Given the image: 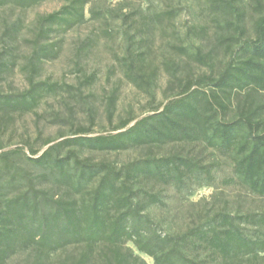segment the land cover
Segmentation results:
<instances>
[{
  "label": "trees",
  "instance_id": "16d2710c",
  "mask_svg": "<svg viewBox=\"0 0 264 264\" xmlns=\"http://www.w3.org/2000/svg\"><path fill=\"white\" fill-rule=\"evenodd\" d=\"M49 1L0 0V9L25 11ZM144 1H156L162 8L150 12L129 10L124 2L111 7L107 0H62L59 10L38 16L26 41L31 52L22 66L28 88L0 90V129L16 116L35 113L47 95L58 91H75L73 95L84 99L82 87L93 85L96 75L85 76L78 88L38 77L43 65L60 54L54 35L88 22L105 26L102 34L111 38L114 31L108 27L120 22L126 42L120 59L124 78L153 99L160 67L149 57V35L197 6L210 22L189 26L186 35L208 45L183 42L174 49L211 73L194 76L189 63L166 60L167 102L151 115L121 119L110 133L93 135L96 111L88 107V126L78 125L38 150L30 146L28 155L23 148L1 146L0 264L23 252L35 256L32 264H48L54 254L71 249L77 252L59 264H92L96 257L103 264H147L129 243L154 264H264V210L244 214L222 209L185 232L164 233L149 213L163 203L161 196L148 187L213 180V165L203 160L152 152L187 143L226 157L233 177L225 183L264 200V0ZM22 26H9L6 35L15 41ZM92 43L89 39L85 47ZM13 50L10 45L0 54V82L16 66ZM220 58L227 61L215 72ZM118 100L117 90L106 98L110 125ZM62 121L55 117V123ZM130 149L149 153L121 167L81 155Z\"/></svg>",
  "mask_w": 264,
  "mask_h": 264
},
{
  "label": "rangeland",
  "instance_id": "374dc122",
  "mask_svg": "<svg viewBox=\"0 0 264 264\" xmlns=\"http://www.w3.org/2000/svg\"><path fill=\"white\" fill-rule=\"evenodd\" d=\"M122 2L129 5V10L142 8L151 12L162 8L156 1L150 4L144 0H107L111 7ZM62 4V0H51L25 11L13 7L0 9V54L11 45L14 49V57L11 60L16 63L13 72L5 74L0 82L2 92L16 93L28 88V80L22 71V66L31 52L26 41L32 38V28L37 17L59 10ZM207 14L205 10L195 6L193 10L183 11L174 23L158 28L149 35L148 43L151 48L149 57L155 65L160 67L153 99L124 78L120 59L125 53L126 42L121 34L122 27L119 21H113L108 27L114 31L112 38L102 34L105 26L97 22H88L66 34H55L53 40L60 41V54L56 60L43 65L38 80L65 83L76 88L83 83L85 76L96 75L97 80L91 86L82 87L84 99L73 95L75 91L61 90L56 94L47 95L35 113L16 116L12 124L4 130L0 129V147H6L5 150L23 148L28 155L30 146L38 150L47 140H56L62 135H69L78 125L88 126L90 124L88 107L96 111L93 135L110 133L113 126L117 125L121 119L133 117L139 120L151 115L154 109L167 102L165 89L168 76L162 67L164 61L189 63L194 76L211 73L208 67L188 61L174 49V46L183 42L186 44L193 42L198 46L208 45L207 41H200L194 36L186 35L189 26L208 24L210 18ZM88 18L89 15H87ZM14 24L23 26L17 39L12 41L6 32L7 28ZM89 39H92L93 43L86 48L85 45ZM226 61L220 58L214 71H219ZM113 90L118 91L119 100L113 124L110 125L105 108L106 98ZM57 116L63 121L55 123ZM152 152L157 156L182 154L213 165L212 181L202 177L193 178L184 187L160 183H152L148 186L161 196L163 203L152 207L149 213L164 233L185 232L201 224L207 215H213L222 209L244 214L264 210V200L237 184L225 183V180L233 177V168L228 159L219 153L212 150L206 151L201 145L187 143L168 144ZM148 153L149 150L145 149H130L118 153L86 151L81 155L90 157L95 162L106 161L121 167ZM127 247L147 264H154L151 258L140 253L133 244L129 243ZM99 251L98 249L97 252ZM76 252L71 249L54 254L47 263L59 264L68 254ZM34 260L35 256L31 252H23L11 258L7 264H32ZM92 264H103L102 259L96 257Z\"/></svg>",
  "mask_w": 264,
  "mask_h": 264
}]
</instances>
